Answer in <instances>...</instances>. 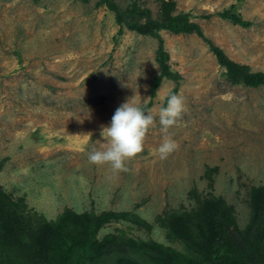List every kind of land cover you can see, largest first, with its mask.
Returning a JSON list of instances; mask_svg holds the SVG:
<instances>
[{"label": "rangeland", "instance_id": "rangeland-1", "mask_svg": "<svg viewBox=\"0 0 264 264\" xmlns=\"http://www.w3.org/2000/svg\"><path fill=\"white\" fill-rule=\"evenodd\" d=\"M111 1L162 16L160 0ZM174 1L229 59L264 73V0ZM232 8L252 25L219 15ZM127 26L104 0H0V185L30 219L0 218V264H75L59 238H85L94 217L101 252L82 264H211L213 244L230 264H264V86L232 84L204 38L163 30L181 78L153 94L158 40ZM169 93L185 107L165 131ZM128 98L156 116L142 150L120 170L90 162ZM165 136L177 147L161 158Z\"/></svg>", "mask_w": 264, "mask_h": 264}, {"label": "trees", "instance_id": "trees-1", "mask_svg": "<svg viewBox=\"0 0 264 264\" xmlns=\"http://www.w3.org/2000/svg\"><path fill=\"white\" fill-rule=\"evenodd\" d=\"M104 3L116 14L119 24H124L125 21L128 20V28L142 35H148L158 40L157 61L160 65L161 74L154 80L151 86L153 94L156 93V90L164 78L174 80L176 82H178L181 78L177 72L172 71L169 64V53L165 48V41L160 34L163 30L176 34L195 33L204 38L209 44L210 49L218 58L220 64L226 68L227 77L232 84H245L246 86L253 88L264 86V73H252L250 72L248 66L240 65L229 59L222 49L214 45L211 40L205 38L201 26L192 20L191 14L176 12L177 3L174 0H160L162 11V16L160 18H154L150 9L143 8L137 4H134L130 8L124 10L111 0H104ZM233 8H236V6H233ZM233 8L232 10L220 13L219 15L235 24L246 27L252 25L251 22L243 20L240 15L235 13ZM256 204L255 201H253V208L255 213L258 214V219L260 210ZM14 211H20L21 213L19 214H21L23 218L28 221L30 220L23 213V210L20 208V204L12 200L11 196H9V194L0 185V218L6 228L12 226L13 221L11 215ZM68 216L70 218H79L78 215L71 213H68ZM103 222H105V220L100 217H94L93 220L88 221L85 226V238H75L69 235L61 236L59 238L61 249H64L68 257L75 256L78 253V255H76L77 259L75 264H82L84 261L91 260L99 255L101 252V246H99L97 233ZM184 240L186 239L184 238ZM211 249V264H230L228 257L222 256L217 244H213ZM189 264L209 263L190 261Z\"/></svg>", "mask_w": 264, "mask_h": 264}, {"label": "clouds", "instance_id": "clouds-1", "mask_svg": "<svg viewBox=\"0 0 264 264\" xmlns=\"http://www.w3.org/2000/svg\"><path fill=\"white\" fill-rule=\"evenodd\" d=\"M184 107L179 94L169 93L166 104L158 113L159 123L165 131L176 122ZM155 119L156 116L147 106L126 99L115 109L110 121L101 126L100 136L104 138V142H101L104 147H97L93 143L88 149V160L96 164L107 163L113 170L123 169L125 160L142 150L146 131ZM176 147V141L165 136L157 152L164 158Z\"/></svg>", "mask_w": 264, "mask_h": 264}]
</instances>
